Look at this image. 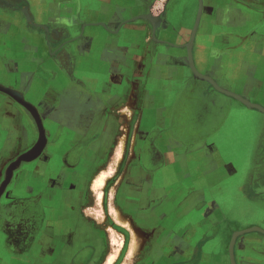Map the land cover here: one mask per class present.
<instances>
[{"label": "crops", "instance_id": "crops-1", "mask_svg": "<svg viewBox=\"0 0 264 264\" xmlns=\"http://www.w3.org/2000/svg\"><path fill=\"white\" fill-rule=\"evenodd\" d=\"M177 3L0 0V84L37 107L47 136L1 198L0 264H232L234 234L264 229V170L255 173L264 119L247 150L209 144L231 101L249 106L194 73L187 44L197 17L175 24ZM193 60L222 88L264 106V0H203ZM36 135L30 112L0 91V156L14 160ZM105 170L114 174L100 204ZM234 194L261 219L232 225L226 251H211L232 224ZM100 206L127 246L113 242ZM116 249L124 253L110 261ZM234 256L264 264V234H239Z\"/></svg>", "mask_w": 264, "mask_h": 264}, {"label": "rangeland", "instance_id": "rangeland-1", "mask_svg": "<svg viewBox=\"0 0 264 264\" xmlns=\"http://www.w3.org/2000/svg\"><path fill=\"white\" fill-rule=\"evenodd\" d=\"M177 1L178 3L175 6L174 23L177 24L183 21L186 26L190 27L192 26V24L194 25L195 19L197 17L198 10H199V0H177ZM231 100L233 99L231 98ZM231 103L233 104L231 105V111H230V114L228 115L229 119L227 120V123L220 128L217 134L212 135L211 137L207 139L209 141V144L215 143L217 146H219V148H221L222 151L228 152V150H230L229 153L232 150L235 152L236 151L238 152L240 148L247 150L248 145L246 141L247 140L249 141L251 138H246V136H250L253 132L252 130L255 129L256 126L262 122V119H264V114L261 113L257 109L249 108L245 106L244 104H242L241 102L236 101V100L231 101ZM36 130H37V135H36V139L32 146H34V144L36 143L39 137V130H38L37 124H36ZM123 146H124V141L118 138L116 141L115 147H118V149L120 148L119 152H121L123 150L122 149ZM241 155L242 154H240V156ZM8 157L9 156L7 155L0 156V166L3 165L5 167V169L3 170V175L1 177L0 184L5 177V171H6L7 166L9 165L10 162L13 161V159L9 161ZM241 160L244 161L243 159ZM237 166L239 168L238 174L240 175L242 173V162L237 161ZM113 172L114 171H110V173L114 174ZM106 190H108V188H105V186L103 187L99 186L97 188L96 193H94L96 194V196H98L99 198L98 200L100 204H102L103 202L104 193L107 194ZM101 193H102V197H100ZM226 206H227L226 215L228 219H232L231 221L232 224L230 228H227L225 231L223 230V231L218 232L220 233L218 239H216L215 241L211 243L212 246L210 247V250L215 251L217 253L224 252L228 248V244H229L228 240L230 241L232 235L235 232V231L232 232L233 230L232 225H234V227L236 225V226L241 227L240 229H244V228H247L245 224L247 221L251 220L255 222V221H258V218H260V216L257 217L256 214L255 215L253 214L254 213L253 211L257 208V206L247 203L246 200L244 199L241 200L240 198H238L237 194L232 195V199H229L227 201ZM97 212H98L97 216L100 222H102L103 225H106L107 222L108 224L111 223L109 224L110 229L111 230L114 229L115 231V234L114 233L112 234L115 235L118 241L123 240L124 242L123 246L124 245L127 246L129 244V236L127 234H123L122 231L118 230V228H116L117 226L116 224L115 226L112 225V221H110L111 219L108 218L110 214L107 213V210L105 208H102V206H100V209ZM111 230L109 231L112 232ZM110 246L112 248L111 244ZM118 247H119L118 245H115V248H118ZM119 253L122 255L124 252L118 249L111 252L112 255L113 254L116 255V258H118Z\"/></svg>", "mask_w": 264, "mask_h": 264}, {"label": "water", "instance_id": "water-1", "mask_svg": "<svg viewBox=\"0 0 264 264\" xmlns=\"http://www.w3.org/2000/svg\"><path fill=\"white\" fill-rule=\"evenodd\" d=\"M202 12H203V0H200V8H199L196 24L194 26V30L192 32L190 42L187 44L189 62H190V66L193 69L194 73L201 78L210 80L218 90L236 97L237 99L241 100L246 105H248L249 107H254V108H257V109L261 110L262 112H264V106H262L258 103H254L246 97H243L241 95L235 94L233 92H230V91L222 88L221 86H219L217 84V82L212 77L205 75V74H202L201 72H199L197 70V68L194 64V60H193V42L195 39V35H196L198 25L200 23ZM142 17L151 20L154 24V28H156V24L154 22L155 21L154 17H152L151 15H144ZM0 91H3L5 93L9 94L21 106H23L24 108L27 109L30 112V114L33 116V118H34V120L38 126V130H39V137H38V140L36 141V143L34 144V146H32V148H30L29 150L20 154L15 160L10 162L6 168L5 177L0 184V207H1V198L4 195V193L6 192L10 182L12 181L14 173L20 168V166L22 164L30 163V162L34 161L42 154V152H43V150L47 144V136H46V132H45V128H44V124H43V120L41 118V115H40L37 107L33 103L26 100L24 98V96L19 91L14 90V89L9 88V87H6V86H3L1 84H0ZM250 231H257V232H261L264 234V229L261 227H258V226H254V227L247 228L245 230L236 232V234H234V236H233L231 246H230V255H231L232 264H236L235 256H234V243H235L237 236L239 234L247 233Z\"/></svg>", "mask_w": 264, "mask_h": 264}, {"label": "bare ground", "instance_id": "bare-ground-1", "mask_svg": "<svg viewBox=\"0 0 264 264\" xmlns=\"http://www.w3.org/2000/svg\"><path fill=\"white\" fill-rule=\"evenodd\" d=\"M123 151V150H122ZM122 154H123V152H120L119 154H118V159H121L122 158ZM110 176H111V173H110V171H108V170H105V171H103L102 173H101V175L98 177V179H97V185H102L103 186V184H106V181H107V179H109L110 178ZM100 196H102V193L100 194ZM115 212H116V215H118L119 216V210L118 209H116L115 210ZM113 239V242L115 243V244H119V246H121L122 244H123V240H120V241H118L117 240V238L115 237V235H113V237H112ZM144 238V237H143ZM115 258H116V255L115 254H113L111 257H110V261H112V260H115ZM109 261V262H110Z\"/></svg>", "mask_w": 264, "mask_h": 264}, {"label": "flooded vegetation", "instance_id": "flooded-vegetation-1", "mask_svg": "<svg viewBox=\"0 0 264 264\" xmlns=\"http://www.w3.org/2000/svg\"><path fill=\"white\" fill-rule=\"evenodd\" d=\"M215 114V112H212ZM260 156L262 158V160H260L258 163H257V169L255 170V173H258V174H261V171L264 170V137L262 138L261 142H260ZM260 158V159H261ZM260 196L264 197V192H260L259 194ZM108 199V198H107Z\"/></svg>", "mask_w": 264, "mask_h": 264}]
</instances>
